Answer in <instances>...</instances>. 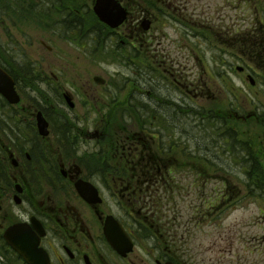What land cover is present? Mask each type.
Returning a JSON list of instances; mask_svg holds the SVG:
<instances>
[{
    "label": "flooded vegetation",
    "instance_id": "1",
    "mask_svg": "<svg viewBox=\"0 0 264 264\" xmlns=\"http://www.w3.org/2000/svg\"><path fill=\"white\" fill-rule=\"evenodd\" d=\"M44 1L57 6L61 0ZM118 1L127 12L126 19L114 30L101 23L100 30L108 31L114 47L127 46L129 54L143 55L149 72L161 81L143 91L126 80L129 99L121 97L124 101L131 104L145 98L157 105L156 110L148 102L150 107L145 105L139 111L131 108L129 127L114 124L107 113L93 123L96 127L84 130V111L66 112L58 101L63 92L59 86L65 83L55 73L60 71L59 64L28 63L27 52L13 51L7 32L13 19L0 12V69L13 80L18 94L17 102L12 103L0 93V264H27L3 236L15 223H25L39 237L38 247L49 264L243 263L241 256H217L206 263L204 258H193V262L185 255V229L178 205L189 196L185 178H192L200 184L203 197L199 198L204 205L193 208L195 215L228 216L235 197L230 193L204 196L206 182L225 174L222 183L227 188L232 174L226 167L245 168L243 177L251 178L253 184L264 174L260 168L264 166L260 159L264 157V0H248L255 6V19H199L202 17L195 11L183 14V8H195L200 0ZM142 2L145 14L137 16L136 7ZM210 2L205 1L204 6L210 7ZM90 4L92 7L94 0H85L88 11ZM154 5L179 8L184 19L155 15ZM144 15L149 18L147 31L142 29ZM169 21L203 40L204 47L181 48L183 52L190 48L185 50L186 56L198 60L196 72H186L181 64L170 70L165 64L167 49L162 43L166 34L159 29ZM81 29L76 26L73 32L81 34ZM41 43L48 54H54L52 45ZM77 45L84 50V40ZM40 85L44 88L36 90L34 86ZM159 87L172 92L163 99ZM117 101L121 104L119 97ZM163 102L172 109L165 110L167 114L160 109ZM39 111L47 121L46 132L37 126ZM116 114L120 117L121 113ZM185 114L194 119L198 132L192 146ZM84 137L93 148L99 144L100 152L92 154L98 158L91 160L84 153ZM235 151L239 154L234 157ZM78 181L96 188L93 200L79 194ZM81 187L84 189L83 184ZM252 195L264 199V192ZM108 219L117 232V248L105 235Z\"/></svg>",
    "mask_w": 264,
    "mask_h": 264
},
{
    "label": "rangeland",
    "instance_id": "2",
    "mask_svg": "<svg viewBox=\"0 0 264 264\" xmlns=\"http://www.w3.org/2000/svg\"><path fill=\"white\" fill-rule=\"evenodd\" d=\"M20 1L8 0L5 3H8L9 6L7 4L3 6L10 8V5H12L7 18L13 20L10 23L11 29L7 30V32L12 37L13 51L27 52L29 57L28 63L36 61V63L43 66L48 64L53 65V63L59 64L58 69L60 72L56 69V74L60 75L61 73L60 80L72 82L71 84H64V88L76 91L72 87L76 86L79 89V91H76L79 95L74 91L76 101H78L76 112L82 111L84 107V130L96 127L93 124L98 117L96 107H98L99 111L108 110V106L114 105L115 102L117 104L115 99L118 97L120 103L123 104L121 107H118L117 112L125 114L121 117L124 122L125 120L129 121L131 108L139 111L145 105L150 107L147 104L148 102L153 104L154 110L157 109L156 103H152L145 98L137 101L134 100V102H131L130 107V103L121 98L126 96L127 100L129 99L127 96L126 80L131 81L143 91H145L146 86L155 85L160 81L155 76V73L151 74L149 72L146 67L148 63L143 55L139 54L140 57L137 55L135 57L134 53L129 54L127 46L114 47L108 31L100 30L101 28L97 25L96 19H86V22H84V19H55L56 15H54V12L53 14L50 12L47 15L41 13V17L39 15L33 17L30 8H27L26 12H18L19 7L16 5V2ZM80 1L82 3L85 2V0ZM205 1L208 0H200L195 8L188 6L181 9L184 15L189 11H195L196 15L198 14L202 17L199 19H255L257 15L253 9L255 6L248 0H210V7L204 6ZM49 9L51 7H48L47 10ZM178 12L175 10V13ZM186 18L189 19L188 17ZM73 21H81L80 26L84 28L81 34H77V37L82 40L84 39L83 52L73 39L76 36L73 37L72 31L68 30V25H72ZM166 23L164 24L165 28L159 29V31L164 30L167 36V38L164 36L162 43L167 49L165 64H168L170 70L172 68L176 69L177 64H181L180 67L184 68L186 72H196L200 67L198 66V60L194 58L195 54H193L194 60H192L191 57L186 56L187 52L185 51L190 48L184 49V52L181 48L189 46L195 48L198 46L204 47L203 40L195 39L193 32L186 30L175 22L169 21ZM174 24L180 30L178 34L172 29L175 28ZM42 40L54 46L55 53L52 56L55 57L49 55L48 51L43 48L41 45ZM26 43L28 44L27 47H25ZM198 52L202 54V50ZM194 64H197V66L191 69ZM77 74L79 77L76 76ZM95 75H101L106 79V88L99 89L97 85L92 84V77ZM38 88L40 89V87ZM125 88L126 90L123 93V89ZM166 89L169 91L167 92ZM100 90L105 91L104 95L107 96L108 103L102 101L103 98L99 96ZM170 92H172L171 88H158V95L163 99H166ZM136 94L139 96V91ZM252 96L253 94H250L248 99L250 100ZM80 97H84V106L81 105ZM97 102H99L98 105H96ZM109 102H111L110 105ZM160 104H158V107ZM160 107L163 113H166L165 110H168V112L172 110L168 109L164 105V102ZM112 110L113 108L110 111ZM184 119L186 133L188 132L191 136L190 138H192V141H190V145L192 146L194 142L193 138L198 137V132L195 130L194 119L192 117L185 114ZM165 121L169 126L171 125V120L167 116ZM129 124L127 123V125ZM153 126H155V121ZM202 136L206 137L203 134ZM190 145L186 142V146ZM92 146L93 143L84 137V150ZM238 154L235 151L234 157ZM260 159H264V157L260 156ZM226 168L232 174L231 178H228L227 188L222 183L225 174L220 173L224 175L217 176L216 179L206 182L204 196H208L209 193L216 197H223L224 194L230 193L233 197H236L234 195L241 192L240 187L242 188V192L247 189L246 186L250 187L247 184L252 183V181L248 182V180L243 178L245 176V168ZM260 168L264 171V166H260ZM237 176H239V181ZM255 182H263V178H257ZM185 186L189 188V196L186 194L185 199L181 200L178 205L181 211L180 222L185 229L184 243H182V248L186 251L185 255L187 253L189 257H192L193 262V258L197 260L204 258L206 259L205 262L208 263L209 258H216L217 256H241L244 257L245 261L240 264H264V214L261 212V209H264V200L259 201L255 198L251 200L249 198L243 199L237 206L232 208L230 215H221L214 221V216L198 217L199 215H195L196 213L193 210V208H202L204 206H201L203 199L199 198V196L203 197L202 192L199 191L200 184L193 183L192 178H185ZM260 186L264 189V184ZM263 189L260 190L264 192ZM187 230L189 234L186 233Z\"/></svg>",
    "mask_w": 264,
    "mask_h": 264
},
{
    "label": "water",
    "instance_id": "3",
    "mask_svg": "<svg viewBox=\"0 0 264 264\" xmlns=\"http://www.w3.org/2000/svg\"><path fill=\"white\" fill-rule=\"evenodd\" d=\"M94 11L101 21L111 27L117 26L125 17L124 10L115 0H97L94 5ZM95 80L98 83L102 82L99 78H95ZM67 100L70 101L68 97ZM38 121L39 126H41V119L39 118ZM78 190L83 197L87 196V190L81 187H78ZM4 236L7 242L24 257L28 264H47L45 256L37 249L38 237L23 228L22 224H15L8 228ZM107 236L110 242L114 244L113 235L107 232Z\"/></svg>",
    "mask_w": 264,
    "mask_h": 264
},
{
    "label": "trees",
    "instance_id": "4",
    "mask_svg": "<svg viewBox=\"0 0 264 264\" xmlns=\"http://www.w3.org/2000/svg\"><path fill=\"white\" fill-rule=\"evenodd\" d=\"M44 2V4H43V6H42V3ZM42 3L41 4H39V5H35V6H33V5H30V6H28V7H30V10H31V15L33 16V17H35L36 15H39L40 17H41V13H43L44 15H47V14H49L50 12L52 13V8L51 9H49V10H47L48 9V7H49V5H47V4H45V3H47L46 1H44V0H42ZM41 7H43V9H41ZM70 15H75L74 13H70ZM67 16H69V13H64V15L62 14V19H66V17ZM114 111V110H113ZM114 116V115H113ZM112 121H113V123L114 124H120V120H115L113 117H112ZM129 122H130V116H129V121H127L126 120V123H128L129 124ZM125 126H127L126 124H125ZM262 184H264V179H263V182H258V183H254V184H252V189L253 190H255L256 192H261V190L260 189H263V187H261L260 185H262ZM264 190V189H263Z\"/></svg>",
    "mask_w": 264,
    "mask_h": 264
}]
</instances>
